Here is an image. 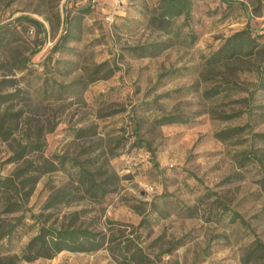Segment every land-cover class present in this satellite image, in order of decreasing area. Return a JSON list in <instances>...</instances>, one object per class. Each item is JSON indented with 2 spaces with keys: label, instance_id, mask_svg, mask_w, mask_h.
<instances>
[{
  "label": "rangeland",
  "instance_id": "374dc122",
  "mask_svg": "<svg viewBox=\"0 0 264 264\" xmlns=\"http://www.w3.org/2000/svg\"><path fill=\"white\" fill-rule=\"evenodd\" d=\"M159 1L0 0V94L16 93L0 102V116L8 113L0 177L24 172L15 182L29 191L26 217L2 254L17 255L37 232L31 213L138 237L152 264H242L245 247L264 242V141L252 135L264 133V86H256L264 82V36L250 56L213 68L201 60L247 23L264 35V0H192L194 38L150 25ZM152 44L151 55L131 49ZM209 88L218 93L206 98ZM161 114L187 121L160 124ZM242 125L235 137H215ZM76 128L90 130L79 137ZM61 156L95 171L108 192L45 208L55 191L78 186L76 166ZM1 201L0 217L14 223L21 213L5 212ZM142 218L149 225L130 233ZM14 264L115 263L99 249Z\"/></svg>",
  "mask_w": 264,
  "mask_h": 264
},
{
  "label": "trees",
  "instance_id": "16d2710c",
  "mask_svg": "<svg viewBox=\"0 0 264 264\" xmlns=\"http://www.w3.org/2000/svg\"><path fill=\"white\" fill-rule=\"evenodd\" d=\"M191 11L192 0H160L158 6L148 18V22L158 30H165L166 32L172 33L176 38L181 36H183V38H187V36L194 38L195 35L192 33L190 26ZM26 20L38 30L44 28L43 24L35 19L26 17ZM4 26L5 25L0 26V42L2 44H6L7 38V33L2 30ZM184 27H187V31H183ZM263 36L262 33L253 35L247 23L245 27L225 37L216 47L210 49L208 53L203 54L201 56L202 64L208 68H213L216 65L227 64L232 60L250 56L254 51L259 50L260 41L258 38ZM154 45L156 44L138 45L131 49L139 51L140 56H146L152 54ZM256 86L263 88L264 82L261 76ZM253 92L254 91H251L249 93L247 97L248 101L253 96ZM217 93L218 90L215 88H209L204 91L206 98L214 96ZM14 96H16L15 91L0 94V102L13 98ZM7 115L8 113L4 112L3 116H0V125ZM156 120L160 124L187 121L174 114H161ZM244 128L245 125L228 127L217 131L215 137L221 140H227L230 137L239 135ZM89 130V128H76L74 131L77 136L80 137L87 135ZM252 135L264 141V133L257 132ZM135 139L139 145H142V142H144L137 136ZM30 145L38 146L39 149L42 148L39 144H27V146ZM27 146H23L20 149L19 156L24 153ZM66 160L76 166L73 179L78 182V186L75 187V189H59L55 191L47 201L45 208H52L60 203H70L80 198L96 200L108 192V189L104 187L103 183L97 181L95 171L87 169L83 163L77 161V159L73 157H60V162ZM23 174L24 172L20 173L17 171L13 176L0 177V202L4 199L3 204H5V212L21 213L16 217L14 223H4L3 218L0 217V245L5 244L6 251L10 248L11 237L16 231L17 226L22 224L24 217H26L22 215V213L26 211L25 203L29 191L23 192L22 185H18L15 182L16 178ZM26 180L29 182L28 177ZM20 183L22 184L23 182L20 181ZM80 187L83 188V194L79 190ZM31 216L35 220L33 223H30V225H37V232L26 241L17 255L2 254L0 252V264H14V260H16L17 257L19 260L26 262H32L38 258H52L63 250L90 252L99 249H106L115 264H152V259L149 258L148 254L138 242V237L110 238L107 237L106 232L99 231L89 226L74 225L72 222L54 225L52 223H47V219H40L39 214L34 215L31 213ZM110 224L111 225L108 226L109 229L116 223L110 222ZM148 225L149 220L147 218H142L139 225L133 227L130 233H133L134 229L137 231L141 226ZM241 262L242 264H264V242L256 238L252 240L251 243L245 247Z\"/></svg>",
  "mask_w": 264,
  "mask_h": 264
},
{
  "label": "built area",
  "instance_id": "2783aa9c",
  "mask_svg": "<svg viewBox=\"0 0 264 264\" xmlns=\"http://www.w3.org/2000/svg\"><path fill=\"white\" fill-rule=\"evenodd\" d=\"M149 187V189H152L153 187L152 186H148Z\"/></svg>",
  "mask_w": 264,
  "mask_h": 264
}]
</instances>
